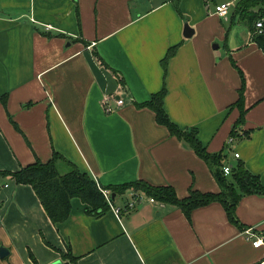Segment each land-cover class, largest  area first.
<instances>
[{
    "label": "crops",
    "instance_id": "1",
    "mask_svg": "<svg viewBox=\"0 0 264 264\" xmlns=\"http://www.w3.org/2000/svg\"><path fill=\"white\" fill-rule=\"evenodd\" d=\"M237 1L0 0V245L9 250L0 264H259L264 192L238 199L239 225L216 201L189 217L147 199L94 215L78 197L53 223L32 187L7 173L57 152L104 187L142 180L171 186L179 198L190 187L217 192L207 164L137 106L164 84L170 120L196 128L209 152L228 165L241 161L264 187V52L237 19ZM220 2H229L223 17L212 13ZM240 86L238 130L248 135L227 143ZM108 95L123 100L108 101L112 112L103 108ZM65 160L56 162L60 172ZM246 227L261 239L257 247Z\"/></svg>",
    "mask_w": 264,
    "mask_h": 264
},
{
    "label": "trees",
    "instance_id": "2",
    "mask_svg": "<svg viewBox=\"0 0 264 264\" xmlns=\"http://www.w3.org/2000/svg\"><path fill=\"white\" fill-rule=\"evenodd\" d=\"M234 12L237 14V19L247 25L251 40L264 52V0H238L234 4ZM256 20L262 21L260 32H256L254 27ZM176 48L177 45L168 48L161 60L164 70L168 59L175 53ZM165 91L163 84L159 91L152 93L148 100L137 104V106L152 110L158 124L165 126L171 135L184 142L207 164L216 180L217 192H201L190 187L188 195L179 198L171 186H154L142 180L104 187L99 185L89 173L80 171L57 152H53L51 158L45 162L36 159L33 163L23 166L15 172L7 173L13 177L16 183L29 184L32 187L53 223L61 222L68 217L72 197L80 198L87 205L85 210L88 213L101 214L109 208L101 192V189H107L114 193L115 197L120 196L124 203L128 199L124 196L128 197L131 191H139L146 196L153 197L156 201L178 206L187 217L194 208L216 201L222 206L227 219L231 223L239 225L234 215V207L238 199L242 195L260 194L264 192V187L259 183L257 176L249 172L241 161L228 165L223 162L225 157L223 153L209 152L198 139L196 128L181 129L171 121L163 108ZM233 105L237 107L238 118L230 129L229 137L235 139L246 137L248 131L238 130V122L242 120L244 113L242 86L237 91V98ZM58 159L66 161L69 166L67 171L60 172L57 169ZM223 165L229 167L227 174L222 173ZM63 257L74 260L73 256L69 254H64Z\"/></svg>",
    "mask_w": 264,
    "mask_h": 264
},
{
    "label": "built area",
    "instance_id": "3",
    "mask_svg": "<svg viewBox=\"0 0 264 264\" xmlns=\"http://www.w3.org/2000/svg\"><path fill=\"white\" fill-rule=\"evenodd\" d=\"M228 6H229V2H220V3L214 4L212 13L217 14V16L223 17L226 14ZM254 27L256 29V32H260L261 27H262V21L256 20L254 22ZM111 99L115 101L116 105H121L123 103L122 98L119 96L118 97L114 96V95L105 96L104 101H103V108H104L105 112H112L113 111V107H111L109 105V102H108ZM232 140H233V138L228 137L227 143H230ZM233 156L237 157L238 154L236 152H234ZM228 171H229V167L227 165H223L222 166V173L227 174ZM101 192H102L103 196L105 197L109 207L111 209H113V211L118 215L121 214V212L123 210H131V209L135 208L137 206V204H139L143 199H147L150 202H156V200L153 197L146 196L139 191H131L128 194V199L125 201L124 206L120 207V206H115L112 203L113 199L111 198V192L109 190L101 189ZM242 233H243V235H245L246 239L250 240V243L253 247H257L258 245L261 244V239L259 237L255 236V233L252 230V228L246 227V228L242 229ZM259 264H264V258L259 262Z\"/></svg>",
    "mask_w": 264,
    "mask_h": 264
},
{
    "label": "water",
    "instance_id": "4",
    "mask_svg": "<svg viewBox=\"0 0 264 264\" xmlns=\"http://www.w3.org/2000/svg\"><path fill=\"white\" fill-rule=\"evenodd\" d=\"M193 33H194V29L189 25L188 20L186 19L183 24L182 35L188 38V37H191ZM114 197H115V194L111 193V198L113 199ZM8 253H9V250L6 247L0 245V257L2 258L6 256ZM49 264H61V261L55 260Z\"/></svg>",
    "mask_w": 264,
    "mask_h": 264
},
{
    "label": "rangeland",
    "instance_id": "5",
    "mask_svg": "<svg viewBox=\"0 0 264 264\" xmlns=\"http://www.w3.org/2000/svg\"><path fill=\"white\" fill-rule=\"evenodd\" d=\"M125 198H128L127 196H124Z\"/></svg>",
    "mask_w": 264,
    "mask_h": 264
}]
</instances>
